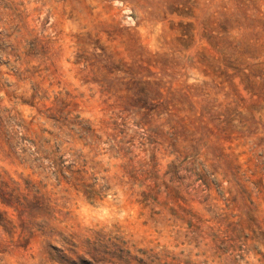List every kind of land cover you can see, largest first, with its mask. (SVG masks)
Returning <instances> with one entry per match:
<instances>
[{"label":"rangeland","instance_id":"obj_1","mask_svg":"<svg viewBox=\"0 0 264 264\" xmlns=\"http://www.w3.org/2000/svg\"><path fill=\"white\" fill-rule=\"evenodd\" d=\"M0 264H264V0H0Z\"/></svg>","mask_w":264,"mask_h":264}]
</instances>
